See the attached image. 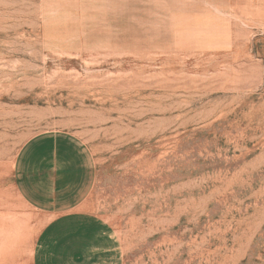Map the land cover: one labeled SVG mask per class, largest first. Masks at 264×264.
I'll return each instance as SVG.
<instances>
[{"label": "rangeland", "instance_id": "1", "mask_svg": "<svg viewBox=\"0 0 264 264\" xmlns=\"http://www.w3.org/2000/svg\"><path fill=\"white\" fill-rule=\"evenodd\" d=\"M12 126L0 152L45 132L88 146L87 211L122 264H264V0H0ZM18 217L0 264L19 241L30 263L39 219Z\"/></svg>", "mask_w": 264, "mask_h": 264}, {"label": "crops", "instance_id": "2", "mask_svg": "<svg viewBox=\"0 0 264 264\" xmlns=\"http://www.w3.org/2000/svg\"><path fill=\"white\" fill-rule=\"evenodd\" d=\"M94 178L90 149L70 133H41L12 155L0 152V231L17 226L21 240L20 205L39 219L29 264H122L112 227L87 211ZM19 243L8 264H19Z\"/></svg>", "mask_w": 264, "mask_h": 264}]
</instances>
